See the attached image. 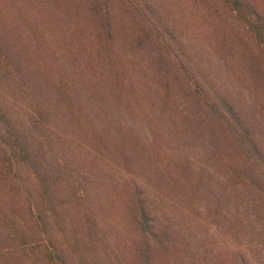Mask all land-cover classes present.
Returning <instances> with one entry per match:
<instances>
[{
    "label": "rangeland",
    "instance_id": "obj_1",
    "mask_svg": "<svg viewBox=\"0 0 264 264\" xmlns=\"http://www.w3.org/2000/svg\"><path fill=\"white\" fill-rule=\"evenodd\" d=\"M0 81L16 124L43 121L34 162L0 126V264H264V51L211 0H0Z\"/></svg>",
    "mask_w": 264,
    "mask_h": 264
},
{
    "label": "trees",
    "instance_id": "obj_2",
    "mask_svg": "<svg viewBox=\"0 0 264 264\" xmlns=\"http://www.w3.org/2000/svg\"><path fill=\"white\" fill-rule=\"evenodd\" d=\"M211 2L212 4L214 3L218 5L227 15H230L236 24H238V26L240 24L244 31L249 34L251 39H253L255 43H257V45L262 49V51H264V12L252 5L250 0H211ZM153 6L156 8V3H154ZM153 20H156V22L159 20L156 13L153 17ZM163 26L164 25L160 27L155 41L151 42V44L155 46L157 45L159 48L166 41V39L163 38V33L161 32ZM162 30L165 33L167 32L168 35L170 34V31L167 27L163 28ZM158 35H160L162 38ZM159 50L160 49L157 50L158 53H160ZM206 74L207 72L205 71V73L202 75L206 76ZM203 85H207V87L202 88L198 92L200 93L207 109L212 113V115L226 122L227 127L234 134L235 145L237 148L244 157L250 160L251 164L255 163L256 160L261 157V154L256 146L255 140L249 134V128L244 126L239 110L236 109L235 105L233 104V100L230 99L229 93L224 89L218 88L209 80H204ZM69 113L70 111L67 114ZM7 114V108L0 104V126L3 129L5 138L4 142L10 149L11 155H17L20 158V161H38V159H35L36 151L32 150L31 148L35 138L33 137L30 140L27 138V135H43V133H38L43 128V121L41 119L42 114L38 113L36 114L37 117H31L29 119L27 125L29 128L27 129V133L25 132V128L16 124V122L10 118L12 116L9 114V117ZM41 187L42 189L38 191H40V197H43L47 195L46 189L48 188L46 186ZM139 224L143 229L144 224H147L146 217L142 211ZM143 261L144 264H149V261L146 258L143 259Z\"/></svg>",
    "mask_w": 264,
    "mask_h": 264
}]
</instances>
